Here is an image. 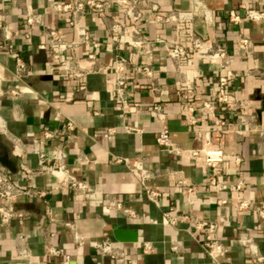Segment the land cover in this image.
Instances as JSON below:
<instances>
[{
    "label": "crops",
    "instance_id": "0c3cea01",
    "mask_svg": "<svg viewBox=\"0 0 264 264\" xmlns=\"http://www.w3.org/2000/svg\"><path fill=\"white\" fill-rule=\"evenodd\" d=\"M103 1L104 15L86 11L78 17L97 44L80 42L62 53L89 69L78 80L57 68L45 33L48 27L56 28L64 39H74L69 14L58 12L48 0H0V165L16 184L30 190L9 201L21 215L0 219V264H69L70 260L76 264H219L202 246V229L188 219L164 224L165 211L215 220L216 237L227 248L220 259L256 264L249 246L238 238L247 237L264 256V218L253 208H237L239 192L209 187L210 171L202 156L162 148L156 136L166 126L184 150L207 146L238 154L239 163L229 160L219 166L217 179L241 180L242 196L264 207V15L257 19L245 16L247 7L264 11V0ZM129 2L140 12L135 20L125 13ZM27 10L41 12V23L28 25ZM231 10L239 15L238 20L230 17ZM173 13L178 16L165 18ZM114 21L124 30L112 32ZM5 25L11 30L7 39ZM189 26L205 44L223 45L235 72L228 91L242 105L234 109L217 106V116L227 122L223 129L201 110L199 102L214 96L224 69L217 60L198 54L174 60L157 40L161 37L187 45ZM135 28L147 41L141 47L128 42ZM239 37L249 38L248 50L237 46ZM13 52L27 64L20 78L14 75ZM90 52L96 59L88 58ZM113 54L128 61L131 106L124 111L113 97L108 66ZM138 65H149L152 75L139 72ZM183 81L194 92V123H188L181 113L177 83ZM10 88L19 94L7 93ZM154 102L161 104L163 119L150 107ZM68 118L74 122L71 130L66 128ZM125 125L137 130L126 131ZM108 127L115 131H100ZM45 131L53 135L46 136ZM206 132L210 141L205 144ZM58 148L66 152L68 172L87 182L92 196L61 183L47 169L58 163ZM116 156L141 160L150 172L147 183L160 191L158 202L148 198L138 175L123 161H116ZM37 190L45 192L39 195ZM116 200L134 213L115 208ZM103 238L114 240L118 255L100 253L81 242ZM145 240L153 245L150 252L142 250ZM49 247L58 252L49 253Z\"/></svg>",
    "mask_w": 264,
    "mask_h": 264
},
{
    "label": "built area",
    "instance_id": "2783aa9c",
    "mask_svg": "<svg viewBox=\"0 0 264 264\" xmlns=\"http://www.w3.org/2000/svg\"><path fill=\"white\" fill-rule=\"evenodd\" d=\"M48 3L58 12H66L69 14V22L73 25L76 34L74 39L66 40L61 36V33L58 29L51 27L46 28L45 33L48 39L49 48L51 50V56L55 60H58V69H62L74 79L82 80V78L88 73L89 69L80 66L78 62L74 59L62 57V53H64V51H66L68 48L76 46V44L80 42H91L94 45L97 44V41L91 37L87 28L79 23L78 17L86 11H95L100 15H104L105 1L48 0ZM125 13L130 15L133 20L137 19L140 15V12L135 9L134 2L128 3V6L125 9ZM263 15L264 11L262 10H257L250 7L246 8V17L257 19L262 17ZM176 16H178V14L173 13L169 14L165 18L172 19ZM230 17L233 20L239 19V15L233 10L230 11ZM41 21V12L33 10H27L25 12V22L28 25L38 24L41 23ZM3 29L4 37L6 39L9 38L11 36L10 27L8 25H5ZM110 29L112 32L123 31L124 27L114 21L111 23ZM25 36L28 37L29 34L25 32ZM185 36L187 45L177 40H169L161 37L157 38V40L162 43L167 55L174 60L179 61L188 56H193V54H198L202 57L213 58L217 60L221 67L224 69V72L220 74L217 78V89L214 96L211 98H201L199 102V107L201 108V110L206 112L209 116L214 117V121L216 123L217 128L223 129L226 126L227 122L225 118L217 116V106L222 105L226 109H234L242 105V102H237L232 97L231 93L228 91L229 81L235 76V72L231 67L227 51L225 47L220 44H216L215 46H212V44L210 43L205 44L203 40L197 34H195L191 26L187 27V32ZM128 42L130 45L135 47H141L147 43V41L139 33V30L137 28L133 29L132 34L128 39ZM236 44L239 48L248 50L251 45V41L249 40V38L239 37L236 40ZM13 55H15L16 59L14 75L17 78H20L26 73L27 64L25 60L19 55V53L13 52ZM88 58L96 59L95 53H88ZM127 65V59L119 54H113L112 59L108 64V66L112 70V75L110 79L113 85V97L123 111L131 106L128 98V75L126 72ZM136 69L146 76L152 75V69L149 65H138ZM177 90L181 97L182 115L188 123H194L196 121V118L194 116L195 105L192 102V96L194 92L191 85L186 81L179 82L177 83ZM7 93L12 96H17L19 94V91L15 88H10L9 90H7ZM88 94L89 96H91V93ZM150 107L156 111L160 119L164 118L165 114L159 102L152 103ZM65 124L68 130H71L74 127V122L69 118L66 119ZM125 130L136 131L137 128L131 125H125ZM100 131H108L110 133H113L115 131V128L108 127L105 130ZM45 135L52 136L53 133L50 131H45ZM209 138V134L206 132L204 135L205 144L210 141ZM156 142L162 148H165L169 151H174L180 154L187 153L193 157L202 156L205 165L210 171L208 177L209 187L213 188L214 190L230 189L239 192L236 196L235 202L237 208L239 210L253 208L259 218H264V207L259 204H253L248 199L242 196L241 190L244 186V183L241 180L227 182L220 181L217 179L216 175L218 173L219 166L229 160L235 163H239L241 161V157L238 154H226L221 148H210L207 146H202L201 148H189L188 150H184L182 148H179L175 144V142L171 138L170 130L166 126H162L158 131V134L156 136ZM65 156V150H63L62 148H58L55 152V158L58 160V163L48 165L47 169L61 183H66L74 190L83 192L85 196H92L94 193L92 187L84 180L79 179L74 174L68 172V168L64 162ZM114 159L116 161H123L131 171L135 172L138 175L143 191L146 193L148 198H150L154 202H158L160 191L154 186L147 183V178L150 176V172L148 168L144 166L141 160L127 156H116ZM32 172H34V170H32ZM22 192H30V190L28 188H22L20 185L16 184V182L10 177L7 170H5L0 165V219L2 221H7L15 215L22 214L19 210H16L13 205L9 202L13 197L17 196L18 194H21ZM44 192V190L36 191V193L39 195H43ZM221 201L224 202L225 200L222 199ZM112 205L115 208L121 209L123 212L129 214L134 213L131 208L123 206L120 201L116 200ZM48 211L49 210L47 209V212ZM185 219L193 221L197 228L203 230L204 236L202 240V246L205 252L211 258H213L219 264H234L231 261L220 259V257L227 252V248L221 242V240L216 237L218 224L215 220L208 218H196L186 212H177L175 214H171L170 212L165 211L162 215V222L164 224H175L178 221ZM238 239L249 246L250 253L253 254V256L255 257L256 264H264V256L258 254V252L255 250V248H253L252 243L248 240L247 237H239ZM82 241L88 242L89 244L97 248L100 253H107L112 256H116L119 254L114 240L110 238H103L101 240L82 239L81 242ZM172 247L174 249L177 248L175 244H173ZM142 250L144 252H150L151 250H153L152 243L148 240L143 241ZM48 252L56 254L58 250L54 247H49Z\"/></svg>",
    "mask_w": 264,
    "mask_h": 264
},
{
    "label": "water",
    "instance_id": "95a60500",
    "mask_svg": "<svg viewBox=\"0 0 264 264\" xmlns=\"http://www.w3.org/2000/svg\"><path fill=\"white\" fill-rule=\"evenodd\" d=\"M263 106H264V101H263ZM84 261L86 262V263H88L87 262V258H84ZM3 264H8L7 262L6 263H3ZM45 264H55V262L54 261H47ZM69 264H76V262L74 261V260H70L69 261ZM89 264V263H88Z\"/></svg>",
    "mask_w": 264,
    "mask_h": 264
}]
</instances>
